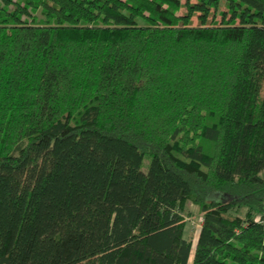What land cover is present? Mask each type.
<instances>
[{"label":"trees","instance_id":"16d2710c","mask_svg":"<svg viewBox=\"0 0 264 264\" xmlns=\"http://www.w3.org/2000/svg\"><path fill=\"white\" fill-rule=\"evenodd\" d=\"M263 219L264 0H0V264H264Z\"/></svg>","mask_w":264,"mask_h":264},{"label":"rangeland","instance_id":"374dc122","mask_svg":"<svg viewBox=\"0 0 264 264\" xmlns=\"http://www.w3.org/2000/svg\"><path fill=\"white\" fill-rule=\"evenodd\" d=\"M149 159L144 162V170L147 169ZM185 214H186V231L185 236L192 239L194 242L197 240L198 231L202 222V215L200 213L199 206L192 203L191 201L185 204ZM192 260V257L191 259Z\"/></svg>","mask_w":264,"mask_h":264},{"label":"built area","instance_id":"2783aa9c","mask_svg":"<svg viewBox=\"0 0 264 264\" xmlns=\"http://www.w3.org/2000/svg\"><path fill=\"white\" fill-rule=\"evenodd\" d=\"M257 220H261V218L259 217V218H257ZM263 221H264V219H263Z\"/></svg>","mask_w":264,"mask_h":264}]
</instances>
